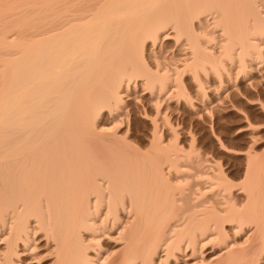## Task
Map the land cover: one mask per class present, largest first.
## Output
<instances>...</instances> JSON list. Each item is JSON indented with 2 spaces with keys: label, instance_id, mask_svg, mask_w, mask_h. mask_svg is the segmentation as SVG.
<instances>
[{
  "label": "bare ground",
  "instance_id": "1",
  "mask_svg": "<svg viewBox=\"0 0 264 264\" xmlns=\"http://www.w3.org/2000/svg\"><path fill=\"white\" fill-rule=\"evenodd\" d=\"M0 264H264V0H0Z\"/></svg>",
  "mask_w": 264,
  "mask_h": 264
}]
</instances>
